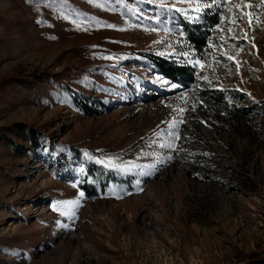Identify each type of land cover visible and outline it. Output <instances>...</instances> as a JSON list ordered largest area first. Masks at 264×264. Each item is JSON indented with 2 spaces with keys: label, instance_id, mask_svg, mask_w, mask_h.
Instances as JSON below:
<instances>
[{
  "label": "rangeland",
  "instance_id": "rangeland-1",
  "mask_svg": "<svg viewBox=\"0 0 264 264\" xmlns=\"http://www.w3.org/2000/svg\"><path fill=\"white\" fill-rule=\"evenodd\" d=\"M175 55L190 81L150 61ZM259 261L264 0H0V264Z\"/></svg>",
  "mask_w": 264,
  "mask_h": 264
},
{
  "label": "trees",
  "instance_id": "trees-1",
  "mask_svg": "<svg viewBox=\"0 0 264 264\" xmlns=\"http://www.w3.org/2000/svg\"><path fill=\"white\" fill-rule=\"evenodd\" d=\"M217 23V20L212 22V26ZM181 32L177 36V38L183 40L188 46L189 50L197 53L198 55L203 54L204 48L207 46V40L209 33L205 30V26H202L200 23H189L183 22L181 23ZM183 55V54H182ZM150 59V58H148ZM150 61L155 65L156 69L160 72L162 76L168 79L171 82H188L192 79L194 74V66H192L188 59H185L183 56H154ZM84 111L88 112L92 115L94 113L92 109L85 105L82 108ZM29 139L31 142V146L34 149H39V136L38 133L33 130L30 135ZM3 140L8 144L10 148H12L16 153L20 155H26L27 149L16 144L8 137H4ZM92 181L97 183L101 188L103 187V179L104 177L110 181H124L126 180V175L119 171V170H107L101 166L97 169L93 170L92 173ZM107 179V180H108ZM90 187H83L85 194L89 197H95L97 195V191L95 186ZM262 262L259 261L256 264H261Z\"/></svg>",
  "mask_w": 264,
  "mask_h": 264
},
{
  "label": "snow or ice",
  "instance_id": "snow-or-ice-1",
  "mask_svg": "<svg viewBox=\"0 0 264 264\" xmlns=\"http://www.w3.org/2000/svg\"><path fill=\"white\" fill-rule=\"evenodd\" d=\"M197 63H199V62L197 61ZM81 195H83V193H81Z\"/></svg>",
  "mask_w": 264,
  "mask_h": 264
}]
</instances>
